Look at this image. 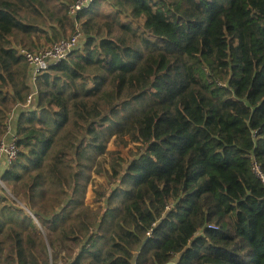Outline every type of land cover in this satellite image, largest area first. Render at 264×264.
I'll return each instance as SVG.
<instances>
[{"label":"trees","instance_id":"obj_1","mask_svg":"<svg viewBox=\"0 0 264 264\" xmlns=\"http://www.w3.org/2000/svg\"><path fill=\"white\" fill-rule=\"evenodd\" d=\"M74 2L0 0V264H264V0Z\"/></svg>","mask_w":264,"mask_h":264},{"label":"built area","instance_id":"obj_2","mask_svg":"<svg viewBox=\"0 0 264 264\" xmlns=\"http://www.w3.org/2000/svg\"><path fill=\"white\" fill-rule=\"evenodd\" d=\"M94 0H75L69 7L70 14L76 16L80 11L89 7ZM82 37V29L79 24L73 31L71 37L62 39L54 43L51 47L32 53L27 50H21V54L28 62L35 76L48 69L51 65L57 64L66 60L69 55L79 47V40ZM35 79V78H34ZM34 96V93L30 95V99ZM10 136H9V135ZM8 136L0 143V185L7 189L5 183L2 180L1 171L5 168L11 167L19 158L20 148L17 145V136L12 132V128L9 125ZM7 137V138H6ZM254 170L257 175L264 181V175L260 171V167L255 164ZM2 191L0 192L1 198Z\"/></svg>","mask_w":264,"mask_h":264},{"label":"rangeland","instance_id":"obj_3","mask_svg":"<svg viewBox=\"0 0 264 264\" xmlns=\"http://www.w3.org/2000/svg\"><path fill=\"white\" fill-rule=\"evenodd\" d=\"M142 145V141L140 140V137L138 136L137 132L132 131L126 138V144L125 146H122L118 143V141L113 140L110 144V149L117 151L120 153L122 157H127L128 154L132 151H136L139 146ZM2 173V171H1ZM8 191V188H4L0 185V192ZM91 203L89 199V204Z\"/></svg>","mask_w":264,"mask_h":264},{"label":"crops","instance_id":"obj_4","mask_svg":"<svg viewBox=\"0 0 264 264\" xmlns=\"http://www.w3.org/2000/svg\"><path fill=\"white\" fill-rule=\"evenodd\" d=\"M13 119H15V118H13ZM11 128H12V132L15 133V132H14V129H13V128H14V126H13V122H12V127H11ZM8 135H9V134H8ZM8 135H6V136H8ZM9 136H10V135H9ZM6 138H7V137H6Z\"/></svg>","mask_w":264,"mask_h":264}]
</instances>
